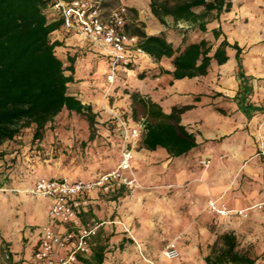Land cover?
I'll list each match as a JSON object with an SVG mask.
<instances>
[{"label":"crops","instance_id":"crops-1","mask_svg":"<svg viewBox=\"0 0 264 264\" xmlns=\"http://www.w3.org/2000/svg\"><path fill=\"white\" fill-rule=\"evenodd\" d=\"M230 1L229 11L205 12L204 30L198 27V22L170 21V24L169 21L139 18L146 35H162L175 49L201 39L216 47L224 38L229 44L236 43L240 47L241 68L236 50L227 46L226 62L218 64L212 59L206 74L191 78L172 76V58L154 60L144 53L138 55L133 65L117 72L106 92V57L62 26L52 32L51 39L59 42L55 49L63 64L68 66V58L74 59L68 94L89 105L95 117L102 114V110H108L109 116L110 112L127 104H132L133 109L140 106L132 103L131 93L159 105L164 113H169L173 107L189 105L180 114V123L194 134L196 141V146L188 152L172 156L162 147L146 148L142 144L145 130L141 133L133 148L132 167L143 188L121 187L108 192L97 189L88 194L89 204L79 213V224L96 223L98 228L91 237L90 253L78 257L74 264H149L148 260L158 261L162 237L175 239L186 255L182 261L165 258L164 264H208L206 257L212 254L215 243L220 244L218 237L226 232L211 231L210 215L204 211L210 198L218 199V205L227 208L252 206L250 217H262L264 0ZM47 10L52 14L48 16L50 20L57 19L54 11ZM194 11L203 13V8ZM130 22L128 15L126 25ZM175 27L193 29L191 33H180ZM214 29L221 31L216 39L212 33ZM65 73L70 74V71ZM141 110L143 114L142 107ZM64 111L68 112L63 109L54 119ZM106 135L108 154L117 153L116 158H108L103 166V170L109 171L119 160L117 142L120 136L118 132L112 135L109 128ZM200 158L205 167L198 163ZM15 159L17 162L29 160L28 156L20 155ZM45 163L35 162L30 169L34 167L39 176L71 180L78 176L94 178L103 173L94 167L87 174L79 170L74 174L58 171ZM30 169L20 178L10 174L0 178V187L9 185L11 190L9 194H0V236L1 240L11 243L10 251L15 260L28 258L19 264H30L44 225L51 224L58 232L71 229L69 224L49 217V199L29 193L37 178L33 180L35 176H30ZM220 217L233 219L236 215ZM203 247L208 252L199 261L197 258ZM22 252L24 257H21ZM98 254L102 256L100 261Z\"/></svg>","mask_w":264,"mask_h":264},{"label":"trees","instance_id":"trees-1","mask_svg":"<svg viewBox=\"0 0 264 264\" xmlns=\"http://www.w3.org/2000/svg\"><path fill=\"white\" fill-rule=\"evenodd\" d=\"M50 1L0 0V145L31 126L32 139L40 140L47 125L63 109L82 115L88 128L93 130L95 113L91 107L68 94L74 59L68 58L70 64L65 66L56 53L59 42L52 40L51 34L62 26V20L48 18L45 10ZM231 5L230 0H174L172 3L149 0L150 11L159 21L171 16L174 21L198 22L202 30L205 12L229 11ZM196 7H202L203 13L194 11ZM126 30L138 37L139 47L154 60L172 58V76L176 79L206 74L212 59L223 64L228 59L227 46L236 50L241 68L240 47L236 43L229 44L225 38L216 47L201 39L175 49L162 35H146L141 28L130 32L127 25ZM212 33L216 39L221 31L214 29ZM66 70L70 74H66ZM130 97L133 104L142 107L145 115L142 144L146 148L162 147L177 156L196 146L194 134L180 123V114L189 105L173 107L169 113H164L159 105L144 100L137 93H131ZM89 138H93V132ZM218 240L220 244L215 243L212 254L206 257L208 264H256L255 258L236 249L233 233L225 232ZM97 257L100 261L102 256Z\"/></svg>","mask_w":264,"mask_h":264},{"label":"built area","instance_id":"built-area-1","mask_svg":"<svg viewBox=\"0 0 264 264\" xmlns=\"http://www.w3.org/2000/svg\"><path fill=\"white\" fill-rule=\"evenodd\" d=\"M47 9L54 11V17L62 20L65 31L80 36L106 57V92L114 83L117 72L133 65L138 55L145 53L138 45V37L126 30L128 10L124 5L104 12L97 0H51L45 12ZM114 117L118 121L120 135V157L114 169L86 180L39 176L29 189L31 195L49 199L48 215L51 219L67 223L72 229L58 232L51 224L44 225L30 264H74L78 257H86L91 250V237L98 228L96 223L79 224L78 215L89 204L88 194L97 189L108 192L113 188L130 190L140 186L132 158L133 148L145 130V118L132 121L129 117ZM0 190L5 188L0 187ZM207 208L219 216L244 212L243 209L220 206L214 199L208 201ZM165 252L169 258L177 255L173 244Z\"/></svg>","mask_w":264,"mask_h":264},{"label":"rangeland","instance_id":"rangeland-1","mask_svg":"<svg viewBox=\"0 0 264 264\" xmlns=\"http://www.w3.org/2000/svg\"><path fill=\"white\" fill-rule=\"evenodd\" d=\"M97 1H99L101 7L104 9V12H109L115 7L124 5L128 10L127 15H129L130 21H132L128 24V30L130 32H133L137 28L142 29L143 22H140V17H142L145 21H159L150 11L149 0ZM156 1L172 3L174 0ZM194 9L200 11L202 7H196ZM46 14L49 17H52L51 12H46ZM163 21H169L171 24L170 21L174 20L171 18V16H164ZM172 28L174 29V26H172ZM176 29L179 30L180 33H191L193 28ZM134 111L136 114L135 116ZM102 112V114H98V116L95 117L93 130L88 128L87 122L82 115L68 113L66 111L60 114L59 118L54 119L52 123L47 125L45 129L47 130V137L43 134L41 140L34 141L32 139V126L21 129L20 133L12 140H6L0 145V178H2L4 174H10L14 178L16 176L20 178V176L22 177V175L27 172V169H30L31 164L34 165L35 162L45 163L46 161L48 163H45V165L49 164L54 169H59L58 171L64 170L70 173L74 172V174L77 170H79V172L86 173L91 170L90 168L94 169V167H97L103 173L104 171L107 172L108 170H105L106 168L103 170V166L108 163V158L117 157V153L111 152L108 154V135H106V133H108V128L112 135L117 134V132L119 134V129L117 126L118 121L115 119L114 115H119L124 119L129 117L132 121H137L141 117H145L142 114L141 107L137 106L133 109L132 104H127V106H121L115 109V111L109 113V116L108 110H102ZM91 132H93V140L88 139ZM119 143L120 137L118 138L117 142L118 157H120ZM17 155L23 157L28 156L29 160L27 161L24 159V162L21 160L17 162L15 159ZM201 160L202 159L200 158L198 163L202 165V167H205L204 164L201 163ZM28 173L30 176H35L33 177V180L39 176L36 175L37 172L35 171L34 167H32ZM134 174L135 177H137L135 170ZM76 179L86 180L92 178H81L78 176ZM139 184L140 186H138V188H143L142 184ZM4 188L5 190H0V194L4 195L11 192L9 185H6ZM214 200H216L218 203V199ZM251 208L252 206L242 208L244 212L240 215L237 214L236 217H239L237 219L236 217L233 219H228L226 217V219H221L219 215L209 212L207 206L204 208V211L210 215L211 220L209 226L213 227L211 231H214L215 233L221 231L234 232L237 243L236 249L255 258L256 264H264V212L260 213L262 217H250L251 214L249 212ZM129 235L134 240L130 233ZM1 237L2 236H0V264H19L22 261H28V258L25 260L23 258H21V260H15V258L12 256V252L10 251L11 243L1 240ZM161 240L163 245L159 252L158 261L148 260L149 264H164L163 259L165 258L179 259L181 261L186 258L185 253L178 248L175 239L166 240L162 237ZM172 244L175 247L177 255L175 257L169 258L166 256L165 251ZM206 252H208V249L203 247V249L200 250L197 260L200 261L202 255ZM22 256L23 252L21 253V257Z\"/></svg>","mask_w":264,"mask_h":264}]
</instances>
